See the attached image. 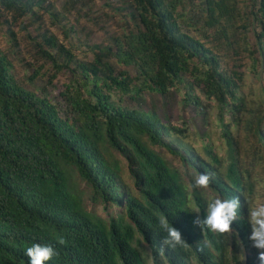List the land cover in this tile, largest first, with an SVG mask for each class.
<instances>
[{
  "label": "trees",
  "instance_id": "obj_1",
  "mask_svg": "<svg viewBox=\"0 0 264 264\" xmlns=\"http://www.w3.org/2000/svg\"><path fill=\"white\" fill-rule=\"evenodd\" d=\"M199 1L208 28L239 10L234 0ZM181 3L129 0L131 25L111 46L93 47L91 61H76L54 36L38 32V52L44 61L56 74L63 69L72 73L73 82L62 92L71 121L62 118L46 96L22 88L0 51V264H29L25 251L34 243L51 245L58 252L47 264H144L132 243L134 230L151 248L152 264H257L258 253L248 239L251 227L244 198L252 190L243 183L232 149L223 169L209 148L206 160L186 147L181 125L163 123L155 111L130 109L113 99L145 91L164 96L182 86L183 102L199 107L197 87L219 105L220 114L228 108L236 122L238 77L222 68L213 49L183 30L187 17ZM40 4V0H0L6 12L17 15L16 20L36 16L33 8ZM249 4L261 29L258 49L264 53L260 42L264 0ZM109 63L131 67L135 76ZM72 64L74 69H69ZM222 127L230 145V133ZM263 133L257 129L258 136L264 138ZM153 147L178 157L184 170L169 165ZM112 152L125 161L133 187L126 183ZM205 171L215 172L210 187L193 188L194 177ZM74 174L89 189L90 201L101 205L104 219L87 210L71 182ZM237 194L242 208L231 237L203 235L193 225L197 212L200 218L206 215L210 197ZM160 215L189 246L159 252L164 235L157 222ZM242 251H246L243 261Z\"/></svg>",
  "mask_w": 264,
  "mask_h": 264
},
{
  "label": "rangeland",
  "instance_id": "obj_2",
  "mask_svg": "<svg viewBox=\"0 0 264 264\" xmlns=\"http://www.w3.org/2000/svg\"><path fill=\"white\" fill-rule=\"evenodd\" d=\"M40 1L41 4L33 8L36 16L26 15L17 20L16 14L6 12L0 5V51L7 57L11 74L22 88L38 97L46 96L56 106L60 116L71 121L72 115L62 92L65 85L73 82L72 73L63 69L56 74L52 64L44 61L38 52V32L54 36L58 43L71 51L76 61H91L93 47L111 46L115 38L123 35L126 25H131L127 17L129 0ZM199 2L182 0L181 9L187 17V23L182 22V28L213 49L222 68L236 73L240 102L236 122H232L228 108L220 114L219 105L206 99L197 87H194V94L199 97V107L183 102L182 86L164 96L145 91L139 96L115 95L113 99L130 109L155 111L163 123L181 125L185 131L182 140L186 147L206 160V149L209 148L216 154L223 169L229 163V151L232 149L243 183L246 187L251 186L252 193L248 198L264 202V138L257 135V129L264 131V53L257 44L261 29L251 17L249 0H234L238 12L213 28L204 25L205 18ZM260 42L264 43V39ZM109 64L115 70H124L135 76L131 67ZM69 69H74V65H70ZM224 125L230 133V145L223 134ZM153 150L169 165L184 170L178 157L159 147H153ZM111 158L119 162L126 183L133 187L123 158L115 152H112ZM71 182L87 210L104 219L101 205L90 201V191L77 174L72 176ZM111 211L116 212L114 209ZM131 239L143 263L152 264L145 251L148 247L135 230ZM245 252L241 253L242 261Z\"/></svg>",
  "mask_w": 264,
  "mask_h": 264
},
{
  "label": "clouds",
  "instance_id": "obj_3",
  "mask_svg": "<svg viewBox=\"0 0 264 264\" xmlns=\"http://www.w3.org/2000/svg\"><path fill=\"white\" fill-rule=\"evenodd\" d=\"M215 172L205 171L195 176L192 187L198 190H207L212 182ZM248 206V223L251 226V234L248 239L252 242V247L258 250L257 264H264V202H256L254 199L245 197ZM242 203L240 194L228 198H209L207 201L206 215L200 218L197 212L193 225L199 228L203 235L210 232L217 236H232L234 234L233 224L239 220ZM160 229L164 233L163 239L159 242V252L166 249H176L177 247H187L189 244L183 238L182 233L169 223L165 215L157 218ZM237 236L238 233H235ZM60 244L64 241L59 240ZM205 246L208 241L203 240ZM147 254L151 255V248H145ZM25 255L29 258V264H47L58 255V252L51 245L34 243L27 247ZM245 259V257H244Z\"/></svg>",
  "mask_w": 264,
  "mask_h": 264
}]
</instances>
